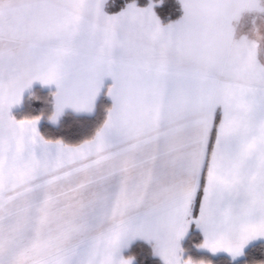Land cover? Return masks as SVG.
<instances>
[{
	"label": "snow or ice",
	"instance_id": "obj_1",
	"mask_svg": "<svg viewBox=\"0 0 264 264\" xmlns=\"http://www.w3.org/2000/svg\"><path fill=\"white\" fill-rule=\"evenodd\" d=\"M0 264H264V0H0Z\"/></svg>",
	"mask_w": 264,
	"mask_h": 264
}]
</instances>
